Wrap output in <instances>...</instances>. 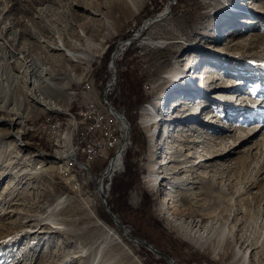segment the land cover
I'll list each match as a JSON object with an SVG mask.
<instances>
[{"label":"rangeland","instance_id":"rangeland-1","mask_svg":"<svg viewBox=\"0 0 264 264\" xmlns=\"http://www.w3.org/2000/svg\"><path fill=\"white\" fill-rule=\"evenodd\" d=\"M0 43V264L165 260L125 235L104 207L95 188L107 162L89 171L56 160L79 142L63 139L72 132L66 111L76 112L90 84L101 94L111 80L113 108L128 121L123 168L104 182L117 219L174 264H264V71L252 66L264 64V0H0ZM193 58L204 64L195 79ZM32 61L53 84L37 90L50 109L30 95ZM180 65L192 81L166 93ZM184 100L189 111L201 106L203 136L195 123L172 121L183 114L173 104ZM159 106L153 139L142 123ZM45 121L51 135L42 134ZM151 165L159 175L194 167L175 175L180 184L153 189ZM127 173L130 190L114 194L113 180Z\"/></svg>","mask_w":264,"mask_h":264},{"label":"bare ground","instance_id":"bare-ground-1","mask_svg":"<svg viewBox=\"0 0 264 264\" xmlns=\"http://www.w3.org/2000/svg\"><path fill=\"white\" fill-rule=\"evenodd\" d=\"M168 9V8H167ZM168 12V11H167ZM167 12H165V13H163V14H161L160 16H159V20L157 21V23L158 22H160V21H163V20H165L166 18H168V17H166L167 16ZM150 20V19H149ZM151 24V23H150ZM251 24H253V23H251ZM146 30V29H145ZM0 45H1V43H0ZM59 50H61V51H64L65 53H66V56L67 57H69V58H71L74 62H80V63H82L81 62V60H86L87 59V57H85L86 55H83V54H79V53H75V52H73V51H71V50H69V49H67L66 47H64V45H59L58 47H57ZM83 52V51H82ZM194 52H197V53H199L200 51L199 50H196V51H194ZM194 52L192 53V54H194ZM205 52V51H204ZM12 56V58H14V56H13V54H11ZM214 57H216V56H214ZM86 58V59H85ZM216 59L217 60H219L217 57H216ZM87 61V60H86ZM187 65L189 66V65H193V66H196L195 68H194V74L193 75H190V76H194L193 77V79H195V76L197 75V74H199V72L202 70V68L204 67V64L203 63H197L196 62V60L193 58V59H190L188 62H187ZM187 65L186 66H182V65H180V66H178V67H176L172 72H170V73H168V76H167V79H168V81H169V84H167V89H166V93H169L171 90H173V88H175V86L178 84V83H180V85L182 84H184V82H186L187 80H190V81H192L191 79H190V76L188 75V74H186V71L185 70H183V69H185L186 67H187ZM226 65H229V64H226ZM115 65H114V57L112 56V59H111V65H110V69H111V71H112V73H113V67H114ZM253 67H257V68H259L258 70H261V71H264V64H262L261 66L260 65H257V66H255V65H252ZM31 69L32 70H34L35 72H34V74H36L35 75V77H33L34 78V80L32 79V81H31V84H32V88H31V90H30V95H31V97H36V99L40 102V103H42L47 109H50V103H48L47 101H44V99L43 98H39V96L37 95V90L40 88V83H41V81L44 83V82H46V83H48L49 85H53L51 82H49V80L48 79H46V80H44V75H45V73H44V71L46 70V69H44V68H41L36 62H34V61H32L31 62ZM181 68H183V69H181ZM191 69H193V68H191ZM191 71H188V73H190ZM184 74H186V78H184V79H181V81H178L179 80V76H181V75H184ZM116 75V74H115ZM219 79V78H218ZM112 86H111V90H109V92H111L112 91V89H113V84H114V81L112 80ZM194 84V86H196L197 87V82H193ZM212 83H214V81L212 82ZM185 85L186 86H188L186 83H185ZM192 85V86H193ZM179 86V85H178ZM168 91V92H167ZM214 91H216V90H213V91H211V92H214ZM206 92V91H205ZM207 93V92H206ZM103 100H104V96H103V98H102ZM101 102V101H100ZM100 102H98V110H99V112H105V119H112V118H114V116L115 117H117V119L119 120V121H122L123 123H124V125L126 126L127 125V119L125 118V116L123 115V114H121V113H119V112H117L116 111V109H113V111H112V109L111 110H109L108 108H107V103L105 102V100H104V102L102 101L101 103ZM103 103H105L107 106H103ZM199 103H200V101H199ZM49 104V105H48ZM189 104H191L190 102H188V101H186V100H184V101H181L180 103H174L173 104V107H174V110L175 109H177V108H183L182 109V111H183V114H182V116H181V118L180 119H178V120H176L175 121V119H174V114L171 116V118H172V121L174 120V123L175 122H185V121H187V122H189V123H195V124H199L200 126H201V128L200 129H198L197 128V126L195 125V124H192V127L191 128H193V129H196V130H194V133H200V134H202V136L204 135V134H206V130H205V128L208 126V122H206L205 120H202L201 118H199V116L198 117H195V115L198 113V110L200 109V105L199 106H197L198 107V110L196 111V112H193V111H189V108L188 107H186L187 105H189ZM182 106V107H181ZM154 110H156L155 108H154ZM152 111V112H147V117H146V119L144 118L143 119V126H144V128L149 132V135L153 138V139H155V136H156V133H155V131L154 130H156V129H158L160 126H162L163 125V123H161V121L160 122H155L153 125H152V123H153V119L156 117V114L155 113H158V111H162V108L159 106V107H157V110L156 111ZM189 111V112H188ZM113 114H114V116H113ZM64 115H66L67 117H68V119H69V122H67V124L68 125H70V128H72V135H71V133L69 134V133H66V131H63V134H62V136H63V139H64V141H68V140H70V138L71 139H73L75 136H76V132H77V129H76V126L77 125H73V115L72 114H70L69 112H67V113H65ZM159 116V115H158ZM157 116V117H158ZM208 118H209V122H213V119L215 118V115L213 116H208ZM167 120H169V119H167ZM190 120H193L194 122H191ZM68 127V126H67ZM62 130V129H61ZM186 130V129H185ZM75 131V132H74ZM60 135H61V132H60ZM185 136V135H184ZM186 137V136H185ZM194 143H195V141H193ZM71 145V144H70ZM70 147V150H71V146H69ZM69 149V148H68ZM128 149V143H126L125 145H123L122 147H121V149H120V151L117 153V155L115 156V158L113 159V161H112V167H111V165H110V168H109V170L108 171H106V173L104 174V176H102V179L100 180L101 182H99V186L96 188V190H97V193L99 194V196L101 197V195H106L107 193L104 191V188H106L105 187V184H104V182H105V180H106V178H108L109 177V179H111L112 178V176H113V174H114V172H116V171H119V169H121V168H123V161H124V154H125V152H126V150ZM174 149V148H173ZM186 152V151H185ZM61 153H65V152H61ZM67 153V152H66ZM60 154V152H58V153H56V160H58V161H61V163H65L66 161H68V160H70L71 158H73V156H71V155H74L72 152H70V154L71 155H67V154ZM181 153H183V150H181ZM172 154H176V153H172ZM75 156V155H74ZM189 157V156H188ZM191 158V157H190ZM176 160H178V159H176ZM117 161H119L118 163H120V164H117L118 165V167H116L115 168V165H116V162ZM187 163V162H186ZM167 164V162L165 163V162H163V163H161V165L163 166V165H166ZM199 164H200V162H199ZM83 167V166H82ZM187 167H190V169H192L194 166L193 165H191V166H185V167H180V169H179V171L177 172L176 171V173H168V174H163V175H159V174H157V170H158V168H157V166L156 165H151L150 166V175H149V177H148V180H149V184H150V187H153V189H156V188H158V187H160V186H162V184H163V182L162 181H164V180H168L169 181V184L168 185H177V184H180L181 182H177L178 180L176 179V178H174L175 177V175H177V174H179L180 172H181V170H185V168H187ZM83 168H85V167H83ZM188 169V168H187ZM177 177V176H176ZM183 183V182H182ZM187 187V189H189V191H190V187L187 185L186 186ZM185 187H182V188H180L179 189V191L177 192V193H179L177 196H181L183 193H181L182 192V190L184 189ZM108 189V188H107ZM174 192V191H173ZM188 192V191H187ZM187 194V193H186ZM185 195V194H184ZM174 201V200H173ZM63 204V200H61L57 205H56V207L54 208V209H52L51 211H54V210H57V209H59V207L61 206ZM175 204V203H174ZM61 209V208H60ZM53 213V212H52ZM51 215H53V214H51ZM55 215V214H54ZM53 219V218H52ZM51 222V220L49 221V223ZM54 223V222H53ZM52 223V224H53ZM203 236V235H202ZM135 242H137V241H135ZM139 243V242H138ZM141 244V243H140ZM172 264H174V262H172Z\"/></svg>","mask_w":264,"mask_h":264},{"label":"built area","instance_id":"built-area-1","mask_svg":"<svg viewBox=\"0 0 264 264\" xmlns=\"http://www.w3.org/2000/svg\"><path fill=\"white\" fill-rule=\"evenodd\" d=\"M95 85V83L89 85L88 91L82 95L81 103L75 113L71 112V110L66 111L73 114V125H77L75 138L79 140L78 146L74 147V140L71 143L70 151L75 155L73 156L74 158L70 159L74 168L86 169L79 163H84L91 168L92 163L95 161H107L108 168H110L113 159L121 147L126 144L127 137L125 139L122 137L126 129L124 123L115 116L112 119H105V112H99L98 96H100V93ZM112 92H108V99ZM108 109L113 111V103L111 101ZM50 123L51 121L43 123L47 124V131L42 134H52ZM78 155L83 159L79 160Z\"/></svg>","mask_w":264,"mask_h":264},{"label":"water","instance_id":"water-1","mask_svg":"<svg viewBox=\"0 0 264 264\" xmlns=\"http://www.w3.org/2000/svg\"><path fill=\"white\" fill-rule=\"evenodd\" d=\"M112 81V80H111ZM111 86H112V83L110 82L105 91H104V100L105 102L110 106V101L108 99V92L109 90H111ZM114 109V108H113ZM129 136V135H128ZM125 143H127V139L125 141ZM81 166L85 167L87 170L91 171L90 170V167L84 163H79ZM109 168L106 170L108 171ZM101 182V181H99ZM96 189V188H95ZM101 200L103 202V205L104 207L106 208L107 212L109 213V215L112 217L113 221L115 224H117L120 229L123 231V233L125 235H127L131 240L133 241H137L139 243L142 244V246H145L149 251H151L153 254L157 255L158 257H161L163 259H165L168 264H172V262H174V260L168 256L167 254H164L162 252H160L159 250H157L154 246H152L150 243L146 242L145 240H142V239H138L136 237H134L130 232L129 230L117 219V217L115 216V214L111 211V206H110V202L108 200V195H101Z\"/></svg>","mask_w":264,"mask_h":264},{"label":"trees","instance_id":"trees-1","mask_svg":"<svg viewBox=\"0 0 264 264\" xmlns=\"http://www.w3.org/2000/svg\"><path fill=\"white\" fill-rule=\"evenodd\" d=\"M112 51H113V47H111L110 48V50L108 51V55H107V58L108 59H110V56H111V54H113L112 53ZM130 51V50H129ZM130 56V52H128V54H126V56ZM126 56H125V58H126ZM121 72V71H120ZM120 76H121V74H120ZM127 79H128V81H130V77L129 76H127ZM103 86H102V92H101V94H100V97L101 96H103V91H104V86H106V84H107V81H104L103 83ZM98 91H99V89H98ZM103 98V97H102ZM101 98V99H102ZM109 99H110V101L113 103V92L109 95ZM145 101H146V99H143V100H141V105H143V103H145ZM44 144H46V143H44ZM104 162H107V161H104ZM128 171H131L130 169H129V167H128ZM131 183L133 184L134 182H133V179H132V175H130L129 173H127L125 176H119V177H116L114 180H113V187H112V191H113V193L114 194H118V195H120V194H125L126 192H128V190H130V185H131ZM103 207V206H102ZM104 210V209H103ZM105 216H106V218H105ZM105 216H103L104 218H102L103 220H106L107 219V221L109 222H111V220H110V217L109 216H107V214H105ZM160 264H167L166 263V261L165 260H161V262H160Z\"/></svg>","mask_w":264,"mask_h":264}]
</instances>
